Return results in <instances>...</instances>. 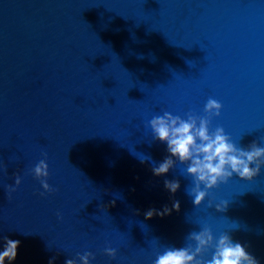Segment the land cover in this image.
<instances>
[{"label": "water", "instance_id": "95a60500", "mask_svg": "<svg viewBox=\"0 0 264 264\" xmlns=\"http://www.w3.org/2000/svg\"><path fill=\"white\" fill-rule=\"evenodd\" d=\"M210 98L211 132L264 147V0H0V251L20 241L5 264H154L204 227L264 264V168L199 208L186 165L152 170L170 153L151 119L206 117ZM44 153L52 193L32 173Z\"/></svg>", "mask_w": 264, "mask_h": 264}, {"label": "clouds", "instance_id": "9594fccd", "mask_svg": "<svg viewBox=\"0 0 264 264\" xmlns=\"http://www.w3.org/2000/svg\"><path fill=\"white\" fill-rule=\"evenodd\" d=\"M222 109L221 103L210 98L205 105L206 117L190 113L185 120L165 112L163 116H155L149 122L154 138L165 143L170 153L163 162L153 167L154 175L158 177L167 175L176 166L175 160L186 165L187 176L192 178V184L186 192L196 208L204 204L212 190L218 188L221 183L226 184L233 175L253 181L264 168V147L253 143L245 150L237 147L222 127L216 128L214 133L210 131L212 118L220 117ZM44 157L32 169V173L41 182L44 191L52 193L54 189L47 182L50 173L46 153ZM3 171H7V166H3ZM21 184L22 179L17 175L15 187L7 186L9 201L12 199V193ZM165 188L175 194L180 189V183L178 180H166ZM212 206L213 204H209V207ZM215 206L217 211L223 212L228 204ZM173 208L179 211L178 201L174 202ZM170 214L171 209L165 207L162 211L150 209L145 213V217L150 220L156 215L163 217ZM4 240L5 247L0 251V264H5L6 261L14 262L20 247L18 240L6 237ZM186 240L190 243H186L184 247H166L163 252L157 254L154 264H259V261L249 254L241 243L234 242L228 233H222L217 238L211 228L204 227L199 231L190 232ZM210 250L211 257L206 258ZM105 254L116 258L117 251L108 247ZM92 259L94 257L91 253L79 256L82 264H90ZM65 264L77 262L74 259H67Z\"/></svg>", "mask_w": 264, "mask_h": 264}]
</instances>
